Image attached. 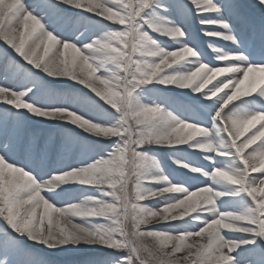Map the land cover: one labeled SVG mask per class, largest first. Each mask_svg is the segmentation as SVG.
Segmentation results:
<instances>
[{
  "label": "snow or ice",
  "instance_id": "snow-or-ice-1",
  "mask_svg": "<svg viewBox=\"0 0 264 264\" xmlns=\"http://www.w3.org/2000/svg\"><path fill=\"white\" fill-rule=\"evenodd\" d=\"M0 41V264H264V0H0Z\"/></svg>",
  "mask_w": 264,
  "mask_h": 264
},
{
  "label": "rangeland",
  "instance_id": "rangeland-1",
  "mask_svg": "<svg viewBox=\"0 0 264 264\" xmlns=\"http://www.w3.org/2000/svg\"><path fill=\"white\" fill-rule=\"evenodd\" d=\"M101 2H102V0H101ZM125 2H127V0H125ZM19 27H20V29L22 30V24H21ZM197 32H198V30H197ZM16 37H17V41H18V38H19V32L16 33ZM199 39H200L201 47H203V44L205 45V38L200 37ZM3 47H5V45H4V43H3L2 41H0V48H3ZM41 51H42V49H41ZM218 78H219V77H218ZM213 83H214V82H213ZM97 84H98V86H100V87L103 88V85H100L99 82H97ZM178 99H180V98H178ZM241 139H242V138H241ZM257 143H259V142H257ZM255 147H256V145L250 146L249 149H246V150H245L246 153L251 152L252 149L255 148ZM257 151H259V149H257ZM161 156H162V154H161ZM162 158L166 159V157H163V156H162ZM250 162H251V163H254L256 167H258V168L260 167V163H261V161H260V157H259V156L252 157ZM170 163H171V162H169V164H170ZM258 195H259V193H258ZM197 239H200V238H197ZM186 242H187V243H193L194 241L191 240V239H189V240H187ZM201 242H202V243H206V236H205V238H204ZM24 243H25V244H28L29 246H32V245H31V242H29V241H24ZM147 243H149V245H151V244L153 243V241H147ZM32 247H33V250H34L35 252H37V253L40 254V255H44L43 251H42L39 247H37V246H32ZM76 255H77V254L71 253V254L61 255V256H58V257H48V258H49V259H53V260H55V261H56V264H61V263H63L65 260H70V258L72 259L73 256H76Z\"/></svg>",
  "mask_w": 264,
  "mask_h": 264
}]
</instances>
